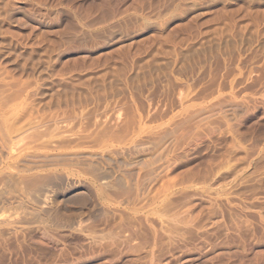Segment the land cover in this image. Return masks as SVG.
<instances>
[{
    "label": "rangeland",
    "instance_id": "rangeland-1",
    "mask_svg": "<svg viewBox=\"0 0 264 264\" xmlns=\"http://www.w3.org/2000/svg\"><path fill=\"white\" fill-rule=\"evenodd\" d=\"M0 124V264H264V0H0Z\"/></svg>",
    "mask_w": 264,
    "mask_h": 264
},
{
    "label": "bare ground",
    "instance_id": "bare-ground-1",
    "mask_svg": "<svg viewBox=\"0 0 264 264\" xmlns=\"http://www.w3.org/2000/svg\"><path fill=\"white\" fill-rule=\"evenodd\" d=\"M4 121V120H3ZM2 123V121H1ZM3 124V123H2ZM2 124H0V138L2 137L3 135V132H4V126H2ZM5 136V135H4ZM5 138V137H4ZM8 138V137H7ZM7 140V139H6ZM5 142V141H4Z\"/></svg>",
    "mask_w": 264,
    "mask_h": 264
}]
</instances>
